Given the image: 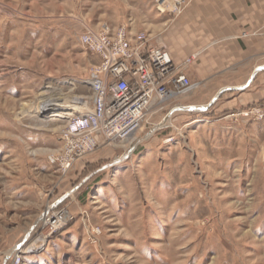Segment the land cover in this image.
Wrapping results in <instances>:
<instances>
[{"label": "rangeland", "instance_id": "1", "mask_svg": "<svg viewBox=\"0 0 264 264\" xmlns=\"http://www.w3.org/2000/svg\"><path fill=\"white\" fill-rule=\"evenodd\" d=\"M168 15L155 0H0V264H264V117L232 116L264 105L166 117L181 97L67 171L51 162L68 118L52 113L91 109L99 59L81 34Z\"/></svg>", "mask_w": 264, "mask_h": 264}, {"label": "built area", "instance_id": "2", "mask_svg": "<svg viewBox=\"0 0 264 264\" xmlns=\"http://www.w3.org/2000/svg\"><path fill=\"white\" fill-rule=\"evenodd\" d=\"M185 3L186 0H155L156 9L172 17L181 13ZM79 40L99 61L90 66L87 80L93 90L91 109L67 118L58 155L51 157L62 171L100 147L127 140L151 113L197 86L182 70L194 57L177 65L166 48L151 43L147 31L132 34L124 26H103L99 31L86 29ZM186 107L174 104L166 117ZM238 115L263 118L264 107L247 108L232 116ZM52 220L46 227L54 230L59 219Z\"/></svg>", "mask_w": 264, "mask_h": 264}, {"label": "crops", "instance_id": "3", "mask_svg": "<svg viewBox=\"0 0 264 264\" xmlns=\"http://www.w3.org/2000/svg\"><path fill=\"white\" fill-rule=\"evenodd\" d=\"M197 86L180 99L191 116L264 105V0H186L147 31ZM82 109V108H80Z\"/></svg>", "mask_w": 264, "mask_h": 264}, {"label": "bare ground", "instance_id": "4", "mask_svg": "<svg viewBox=\"0 0 264 264\" xmlns=\"http://www.w3.org/2000/svg\"><path fill=\"white\" fill-rule=\"evenodd\" d=\"M55 99H59V98H53V100H55ZM78 99H80V98H78ZM51 100H47V104H45V105H51L52 104V102H50ZM84 103V102H83ZM83 103H81V102H76V101H70L69 102V104L67 105V107H68V110H58V111H54V113H52V115L51 116H56V117H63V116H67V117H69V116H71L72 114H74V112L76 111H78V110H80V108H83V106L81 105V104H83ZM49 107V106H48ZM135 133L136 132H134L133 134H131L128 138H130V137H132V136H134L135 135ZM133 141H135V137H133V138H131V140L129 141V142H133ZM132 144V143H131ZM45 219V218H44ZM42 239V238H41ZM44 240V239H43ZM43 240H41V241H43ZM40 244V243H39ZM40 246V245H39ZM26 250V249H25ZM24 250V251H25ZM15 252L16 253H19L17 250H15ZM22 252H23V250H22ZM21 252V253H22Z\"/></svg>", "mask_w": 264, "mask_h": 264}]
</instances>
